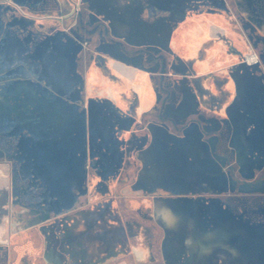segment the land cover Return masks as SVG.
I'll list each match as a JSON object with an SVG mask.
<instances>
[{"label": "crops", "instance_id": "1", "mask_svg": "<svg viewBox=\"0 0 264 264\" xmlns=\"http://www.w3.org/2000/svg\"><path fill=\"white\" fill-rule=\"evenodd\" d=\"M40 4V0H0V15L9 14L6 6L14 5L33 16ZM117 17L127 21V32L138 41L158 36L141 16ZM212 27L200 24L190 32V54L196 56L214 37ZM32 39L31 34L23 40L11 33L0 39L1 54L17 55L12 61H0V264H103L127 256L151 262L157 231L163 254L172 264L188 253L189 264L207 261L202 254L214 262L231 259L230 248H217L218 229L206 230L201 208L171 195V188L179 185V167L188 159L160 152L171 139L163 127L153 130V141L143 150L140 190L153 199L135 207L139 217L114 226L122 220L117 206L79 205L91 191L106 189L113 173L103 168L105 174L91 189L92 154L97 150L103 156L99 164H120L115 153L158 95L146 71L129 79L121 65L112 77L105 72V87L114 103L108 102L105 110L98 100L82 107L84 89L100 85L102 60L86 80L79 69V36L51 33L31 47ZM209 85L199 84L198 107L205 115L215 110L225 115L229 91L223 95L213 87L210 93ZM204 160L192 161L200 165L206 164ZM212 163L218 165V160L209 156ZM201 171L210 175L205 168ZM60 216L64 217L57 219ZM224 244L228 246L229 240ZM242 251L247 255L246 249Z\"/></svg>", "mask_w": 264, "mask_h": 264}, {"label": "rangeland", "instance_id": "2", "mask_svg": "<svg viewBox=\"0 0 264 264\" xmlns=\"http://www.w3.org/2000/svg\"><path fill=\"white\" fill-rule=\"evenodd\" d=\"M123 0L118 3L117 0H40L41 4L34 10L33 16L26 15L16 6H6L8 12H16L20 16H0V39L7 33L26 39L29 34L36 33L34 36H39V39L47 34L61 33L68 37L71 35L79 36L80 53H79V69L84 75V79L90 75L92 68L100 63V85L94 86L93 89L88 86L84 89L81 99V106L87 107L95 100L99 101L102 110L108 108V102L114 99L106 90L105 80L106 70L110 72L109 76L114 75V71L121 65L128 72V77H134L139 71L149 72L156 90L159 92L158 101L147 112L140 115L131 129L129 130L128 140L123 144V148L115 153V157H119L120 164L117 165H102L103 156L97 154L91 157L90 162V188L94 187L95 179L103 176V168L109 169L111 172L110 179L106 181V189L100 187V190L91 191L81 199L79 205L84 207H95L99 205L107 206L115 204L120 206L122 211V220L116 222L114 226H121L125 222L139 217L136 211L137 205H142L146 200H152V196L148 195L145 190H140L142 173H143V150L146 145L153 141V130L158 127H163L170 136H175L182 141L195 139V135L200 131V128L210 130L216 128L224 131L226 125L224 115L219 111H208L207 115L198 107L199 95L198 89L200 83H210L215 76L224 72L225 62L230 55L225 46L220 43L216 45L214 38L203 46L200 53L190 54L189 42L191 41L190 32H193L200 24L212 25L217 24L219 27L228 30L230 41L233 49L238 53L246 54L249 50H258L259 39L264 30H259L250 21L249 16H257L263 0H253L256 3L248 4V0ZM117 16H145L148 19V24L155 29L156 34L160 35L165 31L168 35V40L163 41V36L149 37L143 41L127 32V21H124ZM164 16V17H163ZM167 16L166 27L163 28V20ZM127 18V19H128ZM144 18V17H143ZM233 18V19H232ZM19 19V21H17ZM167 19V18H166ZM162 20V21H161ZM232 20V21H231ZM234 20V21H233ZM98 22H104L96 31L87 30L92 28ZM85 25L86 28L82 27ZM109 26L114 32L112 35L106 36V26ZM121 31H126L123 33ZM192 34V33H191ZM36 38L31 40V47L34 46ZM218 39V38H217ZM119 40H124L128 43V48L132 52H125ZM223 40H226L224 36ZM141 48H148L153 51L154 55L164 54L167 58V70L164 79L162 78V60L152 56L149 52H140ZM215 48L217 51L215 52ZM14 53L1 54L0 61L14 60ZM231 56V55H230ZM19 57V56H18ZM76 57V56H75ZM103 57L108 59V62L103 63ZM190 58H194L191 59ZM233 63H237L240 58L233 57ZM232 63V62H231ZM242 67V66H241ZM259 74L264 75V67L262 66ZM258 75V74H257ZM256 75V76H257ZM253 77V76H251ZM85 81V80H84ZM162 83L171 89V97L166 102L165 114H173L177 116L180 124H186L181 130L177 129L172 121L164 120L159 113L162 108V101L167 96V92L162 89ZM232 84V83H229ZM256 84L251 78L247 87L249 92H256ZM213 84L209 85V92L212 93ZM223 88V86H222ZM229 103L226 110L234 123L238 125L240 122V111L235 103ZM172 106V107H171ZM170 107L172 109H170ZM191 118L202 119V124L196 121H190ZM257 124V123H255ZM195 130L197 132H195ZM136 136L134 140H130V135ZM209 139L210 133H203ZM238 136V135H237ZM237 136L235 138H237ZM150 138V139H149ZM238 144L240 139H235ZM119 155V156H118ZM244 156V155H243ZM118 169V170H117ZM241 177V175H238ZM186 178V177H185ZM220 181V180H219ZM184 184L187 182L182 181ZM220 186L217 191H204L201 196L204 210H210L212 199H220L229 195L241 197L242 194L248 193L250 204L256 197L263 194L264 190L246 191L240 186L231 190L221 187L225 182H219ZM231 190V191H230ZM229 192V194H228ZM189 201L185 200L187 204ZM76 207L75 209H79ZM209 215H213L209 213ZM60 216L57 219H62ZM262 233V232H261ZM261 239L264 233L258 234ZM226 240L217 236L216 245H223ZM225 245V244H224ZM240 245V244H239ZM155 251L159 254V245L155 247ZM160 260L153 264H164L161 255ZM106 264H150L148 262H137L131 256L118 258L115 261H108ZM225 264V263H219ZM232 264H255L253 261L247 263L236 259Z\"/></svg>", "mask_w": 264, "mask_h": 264}, {"label": "flooded vegetation", "instance_id": "3", "mask_svg": "<svg viewBox=\"0 0 264 264\" xmlns=\"http://www.w3.org/2000/svg\"><path fill=\"white\" fill-rule=\"evenodd\" d=\"M122 2L123 0L118 1V3ZM249 3L253 5V3L256 2L248 0V4ZM178 4H181L180 0H178ZM256 4L259 3L257 2ZM261 7L262 8L259 10L257 16H249V21L259 30H264V3ZM3 16L20 15L16 12H9V14H4ZM143 17L141 16L140 18L143 21L148 22L147 17ZM168 19L167 16L162 18L164 21L162 23L163 28L167 26L165 21ZM17 21H19V19ZM101 24H104V22H98L92 28L87 30L96 31L101 27ZM206 25L211 26L212 24L208 23ZM105 26L106 36L112 35L111 37H114V31L110 29L109 26ZM212 26V29H214L212 30L214 37H210V40L214 38L213 42L216 41V45L220 43L221 46H225L227 52L231 55H229L227 59L231 60L225 62V67L223 68L224 72L215 76V79L209 84L217 82L218 85L214 84V87L220 90V93L223 95H226L224 91H229L228 103L231 101L230 104L235 103L239 108L241 116L240 122L237 126L234 125L226 110V116L224 115L226 121L224 131H220L216 128H211L210 130L200 128L199 132L195 130V132H197L195 139L186 142L172 136L168 147L160 152L166 156L178 153L179 156L188 159L187 161L185 160V164L179 167V185L177 188H171V195H176L179 199L188 200L189 202L187 205L190 202H193L195 208L200 207L202 210V218L207 226L206 230L210 231L211 229L216 228L218 229V236L221 239L229 240L228 246L223 244L218 245L217 248L224 246L225 248H230L231 259L225 260L221 258L214 262L210 255L202 254L204 258L201 255V259L203 258L207 261L202 262L201 264H232L236 259L245 263L251 260L255 264H264V237L260 239L258 236L259 233L264 232V195L261 194L256 197L252 204H250L251 200L249 199L248 193L242 194L240 198L234 195L225 196L223 198L220 197V199L213 198L210 210H204L206 207H203L204 204L201 199L204 191L215 193L217 187L220 186L219 182H225V185L223 184L221 187L226 188V191L229 188L233 190L239 186L246 191L251 190L253 187L255 190H264V75L259 74L262 66L264 67V34L260 35L261 38L259 39V45L261 44V47H259L258 50L252 49L246 54H237V50L235 51L232 47L228 30L219 27L217 24ZM82 27L86 28L84 24ZM31 35L37 40L40 38L39 36H34L36 35L34 32L31 33ZM157 35L159 36L160 33H157ZM161 35L164 38V42L168 40V35L165 31H163ZM224 36H226L225 41L223 40ZM119 42L125 52H132L128 48L127 42L125 43L124 40H119ZM216 51L217 48H215V52ZM140 52H149L152 56L161 58L162 78L164 79L167 70L166 56L164 54L154 55L153 51L148 48H141ZM237 55L240 60L234 64L233 57H237ZM249 55H255V57L249 61ZM147 74L153 86L154 94L158 95L159 92L156 90L149 72H147ZM251 78H253L256 83L254 85H257L255 86L257 91L252 93L249 92V88L247 87V82L249 83ZM219 85L224 86L227 90L225 88L222 90ZM161 86L162 89L167 92V96L162 101V108L159 115L164 120L172 121L175 127L181 130L186 124H180L175 113L165 114L163 111L172 92L164 83H162ZM171 107L170 109H172ZM190 121H196L199 124H202V119L199 118H191ZM203 133H210L211 137L207 139ZM236 136L240 139L238 144L235 140L237 139L235 138ZM209 156L217 158L218 165L213 163L209 164ZM196 157L205 158L204 161L206 164H196L192 161L193 159H196ZM203 168H205V171H210V175L202 173L201 169ZM239 174L241 177L238 176ZM185 179L187 182L184 184L182 181H185ZM115 206L119 208V211L123 216L120 206ZM209 213H212L213 215L211 216ZM160 241V232L157 231L154 245V258L148 263L153 264L155 261L160 260L159 257H156L160 254L164 264H172L164 256ZM157 244L159 245V254L155 251ZM244 249L248 251L247 255L243 254L242 250ZM250 250L252 251L251 254H249ZM205 256H210V259ZM188 257L189 253L183 254L180 260L176 261L175 264H189L187 263ZM117 259L118 258L111 260L107 259L103 264Z\"/></svg>", "mask_w": 264, "mask_h": 264}, {"label": "built area", "instance_id": "4", "mask_svg": "<svg viewBox=\"0 0 264 264\" xmlns=\"http://www.w3.org/2000/svg\"><path fill=\"white\" fill-rule=\"evenodd\" d=\"M255 57V55H249L248 56V60L250 61L252 58H254Z\"/></svg>", "mask_w": 264, "mask_h": 264}]
</instances>
